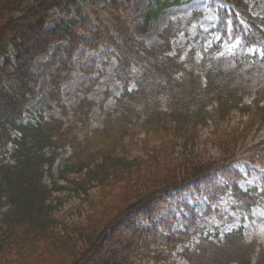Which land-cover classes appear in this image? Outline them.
Returning a JSON list of instances; mask_svg holds the SVG:
<instances>
[{
	"label": "trees",
	"instance_id": "obj_1",
	"mask_svg": "<svg viewBox=\"0 0 264 264\" xmlns=\"http://www.w3.org/2000/svg\"><path fill=\"white\" fill-rule=\"evenodd\" d=\"M183 1L154 0L138 32L146 33ZM225 1L233 10L217 11L213 34L219 40L195 63L138 40L112 0L110 25L93 36L116 58L115 77L123 93L119 110L104 120L97 146L90 150L61 121L40 114L26 122L25 117L38 96L37 61L55 44L67 43L70 57L81 44L73 25H47L51 11L75 0H0V264H176L179 256L196 261L197 254L186 247L196 235L207 245L204 255L212 253L206 262L228 263L218 252L233 242L232 235L223 247L213 245L192 208L182 229H173L174 217L154 222L161 204L198 183L206 185L210 205L224 199L249 209L256 198H264V136L252 146L253 159L263 169L256 171V187L243 191V174L235 168L238 130L230 126L236 114L244 131L264 129L261 90L249 102L242 93L244 75H264V14L252 15L248 0ZM237 40L233 57H216L223 42ZM135 102L144 107L137 122L128 114ZM205 128L220 152L210 160L198 146ZM133 132L143 137L134 141ZM68 148L73 152L64 157ZM70 198L79 204L60 216ZM74 213L82 220L70 221ZM142 218L150 225H140ZM240 247L230 255L252 264Z\"/></svg>",
	"mask_w": 264,
	"mask_h": 264
},
{
	"label": "rangeland",
	"instance_id": "obj_2",
	"mask_svg": "<svg viewBox=\"0 0 264 264\" xmlns=\"http://www.w3.org/2000/svg\"><path fill=\"white\" fill-rule=\"evenodd\" d=\"M117 2L120 4L117 10L119 16L138 40L164 54H179L183 60L192 57L195 63H199L204 51L219 40V37L213 34L218 24V9H226L228 12L233 10L225 0H184L182 4L167 9L143 34L139 33L138 29L144 26L146 10L150 5H154V0ZM248 2L252 15L264 14V0ZM111 3L112 0H75L62 10L54 9L50 12L47 25L53 27L62 21L73 25L74 33L81 44L72 57L67 54L69 50L67 43L55 44L44 58L37 61L40 68L38 96L25 114L26 122H33L40 114L47 121L52 119L61 121L66 127L77 132L82 146L90 150L97 146V135L103 127L104 120L109 114L119 110L118 98L123 93V85L115 77L118 66L116 58L109 57L108 48L103 43L95 42L93 36L100 31L101 26L110 25ZM239 45V40L223 42L216 57H233ZM9 59L13 61V56L9 55ZM262 68L264 69V65ZM243 78V85L246 87L242 92L245 102L252 100L259 90L264 97V75L249 73ZM261 81H263L261 86L256 87L255 85ZM234 82L236 85L238 80ZM130 88L134 89V84H131ZM129 109L131 113L128 114L133 117V122L143 119L144 107L141 103L135 102ZM238 119L235 114L234 119L230 121V126L238 130L235 135L238 140L235 152L238 161L235 168L243 174L239 186L243 191H252L257 184L256 171L263 169L253 159L252 146L262 139L264 129L254 127L244 131L245 125H238ZM245 120L243 118V121ZM226 125L224 124V127ZM210 130L205 128L201 131L198 144L200 155L206 160L220 156L217 146L209 140ZM141 137L142 133L133 134L134 141ZM72 152L73 150L68 148L63 156L68 157ZM132 154L136 156L140 155V152L133 150ZM218 180L222 181L220 177ZM205 191L206 185L198 183L174 193L172 198L161 204L154 222L159 225L162 221L174 217L175 221H170L173 223V229H182L186 223L185 217L189 216L187 208L190 207L203 232L213 236L211 239L213 245L223 247L226 236L232 235L229 239H233V242L231 240L232 243L218 252V256L226 260L227 264H242L238 258L230 255L233 249L239 247V243L242 245L239 251L241 254L247 253L252 264L260 259L264 262V198L258 197L257 193L258 198L249 209L236 207L233 201L224 199L210 205ZM66 201L60 216L79 204V200L74 198ZM69 220L82 219L74 213L69 216ZM140 225L149 226L150 223L142 218ZM186 247L191 254H197L196 261L179 256L176 264H209L206 260L212 253L204 255L202 249L207 245L201 243L200 235L194 236Z\"/></svg>",
	"mask_w": 264,
	"mask_h": 264
}]
</instances>
